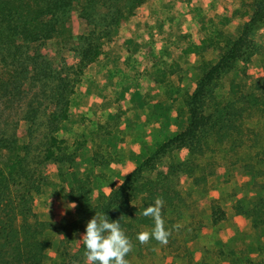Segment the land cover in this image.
I'll return each instance as SVG.
<instances>
[{"label": "rangeland", "instance_id": "1", "mask_svg": "<svg viewBox=\"0 0 264 264\" xmlns=\"http://www.w3.org/2000/svg\"><path fill=\"white\" fill-rule=\"evenodd\" d=\"M135 16L111 31L104 42V53L96 62H103L108 49L124 39L126 34H120V29H128ZM248 19L249 16L240 23L245 26ZM89 30L78 27L77 43ZM81 44L73 49L74 45L67 48L60 39L39 46L18 42L19 60L14 67L9 66L11 61L8 65L0 63V169L7 172L9 192L15 195V202L19 203V197L21 200L31 197L36 219L41 221H53L59 215L75 221L77 215L68 197L72 179L95 171L81 154L87 146L83 144L86 140L80 139L82 128L88 129L92 123L87 113L78 110L88 70L82 66L78 53ZM192 71L187 74L192 75ZM243 79L241 74L237 77L230 73L213 87L218 114L225 108L233 111L245 108L238 100L240 93L230 92V84ZM195 87L196 84L186 86V92ZM243 90L250 93L256 91V86ZM215 103L207 108V113L215 110ZM250 114L245 113L243 119L237 117L236 125H241L239 131L253 130L257 135L255 140L233 133L232 138L221 141L213 133H204L200 150L169 152L163 157L164 163L173 160L180 165V181L174 180L175 191L180 196L170 202L163 200L162 218L166 230L172 234L166 246L154 239L141 245L135 238L128 264H264V113L257 108ZM56 123L60 126L58 135L65 138L68 149L49 163L46 151ZM82 144V149L71 159L73 147ZM101 144H105L104 138ZM152 174L144 171L150 179L156 177ZM48 180L54 185L48 186ZM91 181L93 189L103 194L122 184L103 177ZM6 200L0 198V206ZM99 202L98 196L92 197L93 205ZM214 215L218 223H214ZM125 219L129 221L128 213ZM176 224L181 225L179 230L173 228ZM137 228L139 233L153 229L145 225ZM52 235L54 246L46 264H61L57 250L60 238Z\"/></svg>", "mask_w": 264, "mask_h": 264}, {"label": "trees", "instance_id": "2", "mask_svg": "<svg viewBox=\"0 0 264 264\" xmlns=\"http://www.w3.org/2000/svg\"><path fill=\"white\" fill-rule=\"evenodd\" d=\"M148 1L150 0H0V63L8 65L11 61L9 66L14 67L19 60L16 49L18 42L39 46L49 40L60 39L67 48L74 45L73 49H76V44L79 46L82 43L83 47L78 53L82 66L89 67L103 55L104 42L111 31L127 24L136 15L137 9ZM253 5L255 12L247 15L249 19L236 40L219 32L213 38L193 43L185 50V53L192 56L210 47H216L219 51V61H204L199 67L201 78L196 83L195 90L186 92L190 118L186 131L162 145L141 166L130 168L122 184L112 188L109 194H103L101 190L95 191L89 176L73 177L68 197L77 215L75 221H69L64 215L57 216L53 221L36 219L34 200L25 196L23 200L19 197L20 201L16 203L15 195L9 192L7 172L0 169V198L7 199L0 206V264H46L49 251L54 246L52 234L60 238L57 250L62 259L61 264H85L82 255L85 248L80 240L88 221L96 213L105 214L110 222L119 221L133 244L139 233V225L154 227L152 218L142 215L143 210L153 205L157 197L170 202L180 196L175 191L174 183L175 179L180 181V165L173 163V160L164 163L163 157L169 152L200 150V140L204 133H213L221 141L232 138L233 133L241 138L255 140L257 135L253 130L239 131L241 125H236L237 117L243 119L245 113L250 116L253 109L260 108L264 113V66L257 71L250 67L252 57L262 49V45H257L252 34H255L256 26L264 23V0H254ZM78 27L90 28L86 36L78 38L79 43L75 38ZM235 70L244 79L240 83L233 81L230 92L240 93L238 100L245 108L240 111L225 108L223 113L218 114L213 87ZM253 85L256 86V91L245 93L243 89H249ZM212 103H215V110L207 113V108ZM69 107L68 102V110ZM53 127L46 151L49 163L68 149L65 138L58 135V123ZM83 144H87V141H83ZM83 144L73 147L71 159H74ZM97 154L101 157H97ZM93 160L96 165L111 163L113 159L108 154V144L102 145L100 141ZM145 170L155 173L156 177H145ZM46 184L50 187L54 185L51 180L46 181ZM93 196H98V205H93ZM125 213L129 214V221L125 219ZM215 217L214 215V223H218L219 219ZM129 254L125 257L127 261Z\"/></svg>", "mask_w": 264, "mask_h": 264}, {"label": "crops", "instance_id": "3", "mask_svg": "<svg viewBox=\"0 0 264 264\" xmlns=\"http://www.w3.org/2000/svg\"><path fill=\"white\" fill-rule=\"evenodd\" d=\"M253 3L150 0L138 9L133 24L120 29L126 35L108 49L106 61L89 65L86 72L78 110L87 113L92 123L82 128L80 139L87 146L81 154L95 170L86 175L94 180L123 181L130 168L141 166L162 145L186 131L190 123L186 86L200 80L199 67L204 61H219V51L210 47L192 56L185 50L219 32L236 40L247 17L244 13L255 12ZM254 37L262 51L252 57L250 65L260 69L264 23L255 27ZM190 70L192 75H188ZM231 74L240 76L239 71ZM102 138L113 160L96 165L93 158Z\"/></svg>", "mask_w": 264, "mask_h": 264}, {"label": "clouds", "instance_id": "4", "mask_svg": "<svg viewBox=\"0 0 264 264\" xmlns=\"http://www.w3.org/2000/svg\"><path fill=\"white\" fill-rule=\"evenodd\" d=\"M164 201L157 197L153 205L148 206L142 212L145 217H150L154 221L151 232H140L136 239L141 245L147 244L151 239L160 245L166 246L169 243L171 230H166L165 222L162 218ZM180 224L173 226L179 230ZM80 242L83 243L84 256L88 264H128L125 257L132 251L133 244L122 230L119 221H109L105 214L96 213L88 221Z\"/></svg>", "mask_w": 264, "mask_h": 264}]
</instances>
